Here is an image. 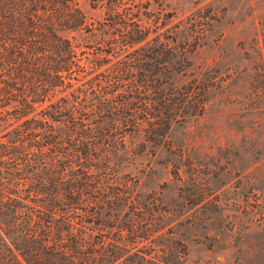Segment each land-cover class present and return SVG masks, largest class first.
I'll list each match as a JSON object with an SVG mask.
<instances>
[{"label": "trees", "instance_id": "16d2710c", "mask_svg": "<svg viewBox=\"0 0 264 264\" xmlns=\"http://www.w3.org/2000/svg\"><path fill=\"white\" fill-rule=\"evenodd\" d=\"M85 2L0 0V264H179L157 249L164 206L123 169L211 82L173 83L190 37L152 0Z\"/></svg>", "mask_w": 264, "mask_h": 264}, {"label": "rangeland", "instance_id": "374dc122", "mask_svg": "<svg viewBox=\"0 0 264 264\" xmlns=\"http://www.w3.org/2000/svg\"><path fill=\"white\" fill-rule=\"evenodd\" d=\"M152 1L171 15L167 33L190 37V66L173 83H211L200 116L172 122L164 146L140 151L123 170L140 199L164 206L157 249L173 261L264 264V0Z\"/></svg>", "mask_w": 264, "mask_h": 264}]
</instances>
